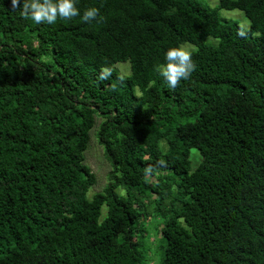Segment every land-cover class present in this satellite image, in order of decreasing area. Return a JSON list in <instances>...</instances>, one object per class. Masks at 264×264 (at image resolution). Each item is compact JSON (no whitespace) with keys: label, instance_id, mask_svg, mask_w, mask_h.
<instances>
[{"label":"trees","instance_id":"obj_1","mask_svg":"<svg viewBox=\"0 0 264 264\" xmlns=\"http://www.w3.org/2000/svg\"><path fill=\"white\" fill-rule=\"evenodd\" d=\"M76 3L103 22L0 0V264H140L143 203L161 264H264V0ZM184 43L196 69L173 90L155 66ZM96 122L109 169L87 197Z\"/></svg>","mask_w":264,"mask_h":264},{"label":"rangeland","instance_id":"obj_2","mask_svg":"<svg viewBox=\"0 0 264 264\" xmlns=\"http://www.w3.org/2000/svg\"><path fill=\"white\" fill-rule=\"evenodd\" d=\"M209 7H214L217 0H202ZM218 16L220 19H232L242 27L247 28L248 20L243 13L237 9L225 10L218 9ZM184 43L182 46H187ZM120 73H128V63L119 62L114 65ZM97 122L91 128L88 136V144L83 153V161L90 168L95 177V183L87 190V197L96 191H100L103 185L107 182L106 173L109 169L108 163L102 155L101 147L97 144L95 139V130ZM95 130H94V129ZM93 129V130H92ZM94 132V134H93ZM198 153L195 149L190 150L189 158L191 165L195 164ZM115 191L119 195H124V188L116 187ZM145 211L148 212L146 219H141L142 229L140 232L134 234V240L137 241L136 251L140 264H161L162 245L163 241L159 233L161 218L152 211V206L144 204ZM105 212V206H101L99 219Z\"/></svg>","mask_w":264,"mask_h":264},{"label":"clouds","instance_id":"obj_3","mask_svg":"<svg viewBox=\"0 0 264 264\" xmlns=\"http://www.w3.org/2000/svg\"><path fill=\"white\" fill-rule=\"evenodd\" d=\"M11 9H19L20 16L25 20H31L36 24H54L58 19L71 20L80 16L84 22L96 20L103 22L100 10L96 7H88L81 15L76 0H10ZM165 63L155 66L170 89H175L182 80L191 77L196 69L192 53L184 46L170 47L165 52ZM110 71L105 70L99 79H108ZM123 79V77H121Z\"/></svg>","mask_w":264,"mask_h":264}]
</instances>
